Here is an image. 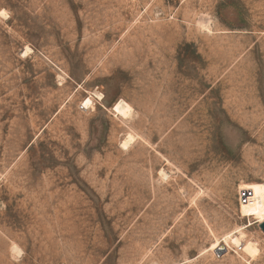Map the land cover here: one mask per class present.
<instances>
[{
    "label": "rangeland",
    "instance_id": "obj_1",
    "mask_svg": "<svg viewBox=\"0 0 264 264\" xmlns=\"http://www.w3.org/2000/svg\"><path fill=\"white\" fill-rule=\"evenodd\" d=\"M249 182L264 0H0V264H264Z\"/></svg>",
    "mask_w": 264,
    "mask_h": 264
},
{
    "label": "bare ground",
    "instance_id": "obj_2",
    "mask_svg": "<svg viewBox=\"0 0 264 264\" xmlns=\"http://www.w3.org/2000/svg\"><path fill=\"white\" fill-rule=\"evenodd\" d=\"M92 104L90 98H87L84 101V106L88 107ZM132 108L125 103L123 100H119L114 105V112L120 113L121 116H128L131 113ZM130 116V115H129ZM132 140V137H129L124 143L123 146H126L130 141ZM134 140V138H133ZM129 145V144H128ZM122 146V145H121ZM161 175L166 176V174L161 171ZM240 188H246L250 189L253 193L252 198L249 200L247 204H240L239 205V211L243 217H254L257 220V222H264V183L263 182H249V183H242L240 184ZM258 222V223H259ZM224 246H227L229 248V243L235 245L236 247H241L242 251L247 254L248 256H253L256 251V245L253 242H247L245 244L240 243V239L238 236L234 235H227L223 237ZM222 242V243H223ZM222 243H219L217 240L213 245L212 249H217ZM14 252V251H13Z\"/></svg>",
    "mask_w": 264,
    "mask_h": 264
},
{
    "label": "built area",
    "instance_id": "obj_3",
    "mask_svg": "<svg viewBox=\"0 0 264 264\" xmlns=\"http://www.w3.org/2000/svg\"><path fill=\"white\" fill-rule=\"evenodd\" d=\"M253 193L250 189L239 188L237 191V200L240 204H247L249 200L252 198Z\"/></svg>",
    "mask_w": 264,
    "mask_h": 264
},
{
    "label": "water",
    "instance_id": "obj_4",
    "mask_svg": "<svg viewBox=\"0 0 264 264\" xmlns=\"http://www.w3.org/2000/svg\"><path fill=\"white\" fill-rule=\"evenodd\" d=\"M258 227L262 231V233L264 234V222L259 223Z\"/></svg>",
    "mask_w": 264,
    "mask_h": 264
}]
</instances>
